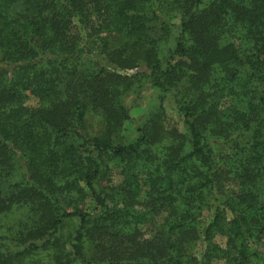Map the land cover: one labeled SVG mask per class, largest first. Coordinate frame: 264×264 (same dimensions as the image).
I'll use <instances>...</instances> for the list:
<instances>
[{
    "label": "trees",
    "instance_id": "1",
    "mask_svg": "<svg viewBox=\"0 0 264 264\" xmlns=\"http://www.w3.org/2000/svg\"><path fill=\"white\" fill-rule=\"evenodd\" d=\"M218 263L264 264V0H0V264Z\"/></svg>",
    "mask_w": 264,
    "mask_h": 264
},
{
    "label": "rangeland",
    "instance_id": "2",
    "mask_svg": "<svg viewBox=\"0 0 264 264\" xmlns=\"http://www.w3.org/2000/svg\"><path fill=\"white\" fill-rule=\"evenodd\" d=\"M152 91H146L141 95V98L138 100H134L133 97L129 98L127 100L128 107L130 108V113L132 118L137 122L140 123L146 114L150 111V106L152 103V100L154 98ZM37 101L34 98H30L27 102V105L30 107L36 106ZM167 110L169 113V120L170 123L175 124L176 122H180L179 119L175 116V113L173 111V104L171 102L166 103ZM136 124H126L124 127L123 132L121 133V140L123 143L131 141L136 136L135 132ZM220 243H223V240L218 239ZM223 264V263H218Z\"/></svg>",
    "mask_w": 264,
    "mask_h": 264
}]
</instances>
